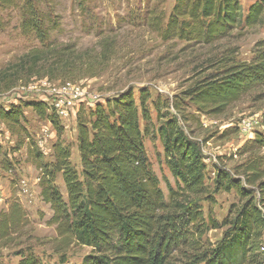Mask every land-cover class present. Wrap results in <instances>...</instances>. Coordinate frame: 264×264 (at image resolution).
<instances>
[{"label":"trees","instance_id":"trees-1","mask_svg":"<svg viewBox=\"0 0 264 264\" xmlns=\"http://www.w3.org/2000/svg\"><path fill=\"white\" fill-rule=\"evenodd\" d=\"M39 1L0 0V12L20 9L22 35L38 42V46L0 68V96L32 81L74 84L83 76H92L98 59L89 52L77 51L70 43L50 40L49 33L57 28V23L41 14ZM44 1L50 14V0ZM151 15L147 24L162 41L211 46L242 27L252 29L264 24V0L254 2L245 17L238 0H176L165 24L162 15ZM106 49L101 46L96 57L107 60ZM262 89L264 39L255 44L250 61H239L236 48H228L220 56L208 59L179 95L163 101L157 97L152 102L159 116L156 134L163 147L164 163L175 182V190L168 189V201L151 169L140 128V120L146 131L150 121L151 95L146 88L140 89L138 104L132 91H126L114 101H105L104 106L78 109L80 171L71 163L68 146L59 140L63 127L53 108L42 101L0 106V123L16 137L18 145L26 147L28 161L38 171L40 197L52 213L48 225L54 226L56 232L51 240L53 252L63 260L72 245L90 248L91 253L82 264L264 261V162L255 155L264 147V139L257 134L243 144L236 152L243 160L232 169L214 165L210 186L201 145L191 139L184 127L190 117L189 108L216 119L244 96ZM24 109L47 120L56 131L58 140L52 147V162L43 160L31 140L24 125ZM160 109L165 111L161 116ZM84 111H88L87 116ZM4 162L2 169L7 172L9 164ZM58 175L66 197L55 184ZM231 192L239 200L229 207L224 219L217 221L210 212L204 217L202 202L212 204L213 195ZM30 230L25 209L18 200H12L7 210L0 212V260L2 250L30 239ZM210 230H223L215 245L204 238ZM15 255L20 257L18 264H41L29 247L19 248Z\"/></svg>","mask_w":264,"mask_h":264},{"label":"rangeland","instance_id":"rangeland-1","mask_svg":"<svg viewBox=\"0 0 264 264\" xmlns=\"http://www.w3.org/2000/svg\"><path fill=\"white\" fill-rule=\"evenodd\" d=\"M175 1L50 0V16L45 1L40 0L38 6L41 14L57 23V28L50 31L49 39L70 43L77 51L94 55L98 60L91 70L92 76H83L74 84L41 80L32 81L26 87L17 85L0 96V106L7 108L11 104L42 101L54 109L56 103L63 102V107L68 111L65 117L59 118L63 127L59 140L68 146L71 163L80 171L77 152L78 109H93L96 104L104 106L105 101H114L126 91H132L138 104L139 91L146 88L151 95L148 102L150 121L146 131L145 123L140 120V128L144 133L143 143L151 169L159 181L165 201H168V189L175 190V182L164 163L163 147L156 134L159 116L152 102L157 97L163 101L179 95L187 87L189 79L202 71L208 59L220 56L228 48H236L239 61H250L255 44L264 39L262 24L252 29L242 27L228 39L211 46H187L183 42L162 41L147 21L155 13L163 16L165 24ZM238 1L245 17L248 8L257 0ZM0 15L3 21V27L0 28L2 68L30 48L38 46V42L32 36L22 35L19 8L3 10ZM101 46L107 48L108 58L104 61L96 57ZM159 112L160 116L165 113L163 109ZM83 113L88 115V111ZM187 113L193 118L189 117L184 127L191 139L201 145L210 186L214 165L232 169L243 160L236 156L243 144L252 141L257 134L264 139V89L244 96L224 116L216 119L199 115L190 108ZM23 115L25 128L41 151L43 160L52 162V147L58 140L56 131L47 120L38 118L30 109H24ZM243 122L252 124V133L246 135L241 132L239 126ZM255 155L262 157L264 162V147L256 151ZM6 160L9 164L7 172L2 169V163L6 164ZM0 163V212L6 211L12 200H18L27 213L31 229L30 239L1 251V264H18L20 257L15 253L22 247H29L41 264H82L83 259L91 253L90 248L72 245L64 253L63 260L61 255L53 252L51 240L55 239L56 232L54 226L48 225L52 213L41 200L38 171L29 163L26 147L18 145L16 137L11 136L1 123ZM55 184L66 197L60 175ZM238 200L235 192L215 194L212 204H201L204 217L210 212L214 219L221 221L229 207L237 204ZM222 236L223 230H210L204 238L215 245ZM244 264H264V261Z\"/></svg>","mask_w":264,"mask_h":264},{"label":"built area","instance_id":"built-area-1","mask_svg":"<svg viewBox=\"0 0 264 264\" xmlns=\"http://www.w3.org/2000/svg\"><path fill=\"white\" fill-rule=\"evenodd\" d=\"M46 80V79H44ZM41 81V80H40ZM47 81V80H46ZM54 111L55 114L58 116V118L62 119L63 117H65L67 115V111L68 109L63 107V102H58L54 105ZM241 132L243 134H249L252 133V124L251 123H246L243 122L241 126H239ZM261 252L264 254V247L261 248Z\"/></svg>","mask_w":264,"mask_h":264}]
</instances>
